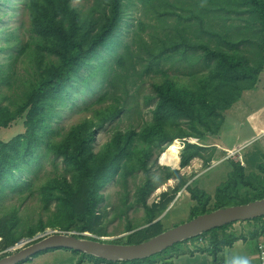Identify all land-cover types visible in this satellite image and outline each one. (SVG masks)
<instances>
[{
  "label": "trees",
  "instance_id": "obj_1",
  "mask_svg": "<svg viewBox=\"0 0 264 264\" xmlns=\"http://www.w3.org/2000/svg\"><path fill=\"white\" fill-rule=\"evenodd\" d=\"M21 1L28 14L33 44L26 45L29 47V65L26 69L29 76L21 79L20 92L8 104L0 103V127L10 126L24 115L25 129L8 140L0 139V198L8 187L20 188V192L28 189L38 175L43 155L52 153L61 157L65 168L60 174L45 177L37 189L44 210H50V205L55 201V209L46 216L40 214L34 222L25 225L24 230L19 226L20 219L15 208L0 216V257L18 241L47 229L76 231L87 237L91 236L83 233L88 231L98 236L104 235L103 213L99 207L104 200L102 189L111 179L118 176L125 180L139 169L144 170L145 177L137 188L135 200L145 208L143 225L146 226L135 229L130 223L127 229L135 230L128 234L127 239H110L111 242L138 243L165 230L164 222L184 192H188L193 200L188 212L189 219L219 207L264 197V161H255L258 173H247L245 166L236 161L227 179L216 186L213 195L180 178L173 188L157 195L151 204L147 203L148 196L159 182L178 174L177 169L166 167L161 176H153L149 158L155 152V145L166 143L160 147L158 155L176 138L203 139L207 133H217L230 108L245 91L255 88L264 70V0H205L209 7L202 4L204 0H195L194 7L189 8V11L201 30L214 39V46L207 40L189 45L186 38L181 43L171 45H179L177 51L183 56L190 49H201L206 66L209 67L207 72H198L200 76L191 86L178 82L167 71H162L163 77L152 84L153 97L157 99L151 110L152 118L140 130L134 127L116 129L110 140L97 151L94 147L97 130L120 115L123 107L118 104L94 109L91 116L76 122L57 140L47 137L48 129L62 91L78 77L83 68L101 55L100 50L108 45L119 30L126 14L124 0H92L84 12L73 4V0ZM139 1L145 13L152 9L161 19L167 14H177V5L172 0ZM218 10L236 12L243 23L235 32L229 28L218 31L212 23ZM143 24L139 20V25ZM205 24L210 28L207 29ZM12 40V33H8L5 45H0V53L7 52L6 63L0 64V86L11 85L14 64L18 58V55H14ZM159 47V54L164 51L167 57L166 44ZM23 48L19 47V52ZM126 48L129 49L128 44ZM119 57L126 59L123 53ZM104 68L101 67V70L104 71ZM44 143L45 149H41ZM202 150L203 145L186 140L180 152L181 166H187L195 157L211 161L212 157L205 156ZM241 186L248 188H244V194L239 189ZM212 199L213 206L208 207ZM165 210L163 217L154 221ZM245 221L258 224L251 233L254 240L264 232V215ZM233 224L231 222L212 228L142 259L110 261L70 250L82 257L110 264H150L157 256L169 251L178 253L186 243L202 239L205 246L203 250L212 255L216 263L217 253L245 236L231 230ZM213 261L211 264H214Z\"/></svg>",
  "mask_w": 264,
  "mask_h": 264
},
{
  "label": "rangeland",
  "instance_id": "obj_2",
  "mask_svg": "<svg viewBox=\"0 0 264 264\" xmlns=\"http://www.w3.org/2000/svg\"><path fill=\"white\" fill-rule=\"evenodd\" d=\"M172 1L177 5L175 8L177 14H167L161 19L159 14L152 9L145 13L139 0H124L126 14H124L119 30L111 38L108 45L100 50L101 55L94 59L90 65L83 68L78 77L62 91L59 100L55 104V115L52 118L47 137L57 140L76 122L86 116H91L94 109L104 108L112 103L118 104L123 107L120 115L107 121L97 130L94 142L95 151H97L110 140L116 129L125 130L134 127L136 130H140L152 118L151 110L157 100L153 97L152 84L163 77L162 71H167L168 75L178 82L191 86L196 82L201 71L207 72L209 67L206 66L207 62L204 61L201 49H190L187 55L183 56L177 51L180 48L179 45H171V43H181L184 41L183 38H186V40H189V45L207 40L214 46V39L212 40L208 33L201 30L199 23L196 24L195 18L189 11V8L194 7L195 0ZM91 2L92 0H73V4L77 5L83 12L87 10ZM202 4L209 7L205 0ZM214 17L212 19L213 28L218 31L229 28L235 32V29L243 23L234 11L227 13L226 10L223 12L218 10L215 12ZM139 20L144 22L142 26L139 25ZM205 26L207 29L210 28L207 24ZM8 33H12L13 52L14 55H18V58L14 64V72L10 80L11 85L2 84L0 86V103L2 104H8L9 100L20 92L21 79L29 76V72L26 71L29 65L27 57L29 47L26 45L30 44L32 46L33 44L28 14L21 0H0V45H5V36ZM126 44L129 45V51ZM165 44L167 46L165 48L167 57H165L164 51L163 54H159V46ZM21 46H24V48L19 52ZM122 53L125 55V60L119 57ZM6 54V50L0 53V64L6 63ZM153 56H156V58ZM101 67H105L104 71L101 70ZM192 73L196 75V78L192 76ZM263 101V90L255 87L245 91L241 99L232 106L241 105L240 107H244V109L233 111L236 118L244 122V128L242 129L244 137L248 136L249 127L245 119L246 112L252 107L259 106ZM229 112V115L228 113L225 114L226 120L217 133H207L203 139L180 138L184 143L188 140L191 143L203 145V154L212 157V160L207 162L202 157H195L187 166L177 168V175L159 182V185L150 193L147 199L148 204H151L160 193L173 188L180 178L185 179L187 184L202 188L213 195L216 186L227 179L228 172L234 168L233 164L236 161H240L245 166L247 173L250 171L259 172L254 163L255 161H264L262 157L264 150L259 145L261 143L252 141L251 144L243 143L241 146L232 147V142L236 141L238 143L234 137L239 134V131L237 128L230 130L231 122L229 118L232 114L231 111ZM24 119L25 116L23 115L10 126L0 127V139L8 140L23 132L25 129ZM183 125H186V123ZM226 141L230 142V147L222 149L220 145L226 144ZM216 142H220V145L215 144ZM45 145L44 143L41 149H45ZM162 145H155V152L149 158L150 171L156 178L164 173L166 167L175 169L168 164L158 162L157 153ZM40 162L41 167L38 175L28 189H23L20 192V188L12 189L8 187L0 198V207H2L0 216L4 215L9 209L15 208L20 219L19 226L22 230L26 228L25 225L28 223L34 222L40 214L46 216L47 213L55 209L54 201L50 205V210H44L39 202L37 189L45 177H53L63 172L65 164L61 157L52 153L43 155ZM32 176L34 177V175ZM144 177V170L139 169L125 180L118 176L111 179L102 189L104 200L99 204L103 213L104 235L98 236L91 232L89 234V231L84 233L125 241L129 233L144 226L145 208L135 200L137 188ZM244 188L248 189L242 186L239 188L242 194L245 193ZM181 191L177 193V197ZM192 202L189 193L184 192L176 206H174V210L164 222L166 229L189 219L188 212ZM211 206H213V199L208 203V207ZM130 223L135 227L134 230L129 231L127 229ZM250 225L255 226L254 230L258 227V224L253 222H234L230 229L238 234L245 235L239 238L241 243L244 241L251 243L254 241L251 238V233L254 230L251 229ZM246 228H248L247 232L245 231ZM243 239L245 240L242 241ZM202 243L203 240L188 242L178 253L177 251H169L163 256L154 258L150 264H175L178 258L198 259V255L205 252L203 250L205 246ZM50 251H54V249L41 251L22 264H31L33 263L32 260L43 259V255H47L45 253ZM68 252L75 253L70 249H68ZM1 253L2 250L0 249ZM50 253L52 254V252ZM43 262L46 263L47 261L44 260ZM183 262L186 261L183 260Z\"/></svg>",
  "mask_w": 264,
  "mask_h": 264
},
{
  "label": "water",
  "instance_id": "obj_3",
  "mask_svg": "<svg viewBox=\"0 0 264 264\" xmlns=\"http://www.w3.org/2000/svg\"><path fill=\"white\" fill-rule=\"evenodd\" d=\"M165 213L166 211L161 216ZM262 215H264V197L198 214L138 243L111 242L109 238H100L88 233L84 235L91 237L81 236L76 231L47 229L33 237L25 238L26 242L19 246L21 240L7 248L5 250L7 253L0 257V264L24 262L41 251L55 248L72 249L110 261L142 259L157 254L175 243L199 236L212 228Z\"/></svg>",
  "mask_w": 264,
  "mask_h": 264
},
{
  "label": "crops",
  "instance_id": "obj_4",
  "mask_svg": "<svg viewBox=\"0 0 264 264\" xmlns=\"http://www.w3.org/2000/svg\"><path fill=\"white\" fill-rule=\"evenodd\" d=\"M256 89L259 87L263 90L264 93V70L260 73L258 82L255 85ZM235 105V104H234ZM233 105V106H234ZM241 105H237L236 107H231L229 111H231L230 116V130L231 129H238L239 134L234 137L236 141L232 142V147H237V145L241 146L243 143H252L255 141L260 142L262 149L264 150V101L256 107H252L248 112H246V122H248V131L246 137L243 136L242 129L244 128V122L239 121L236 118L234 112L236 110L244 109V107H240ZM234 111V112H233ZM230 113V112H229ZM228 113V115H229ZM232 117V118H231ZM226 120V119H225ZM220 142H216L215 144L220 145ZM226 144H221L220 147L222 149H228L230 146V142H225ZM237 143V144H236ZM236 144V145H235ZM240 222V221H238ZM246 222V221H243ZM251 229L254 230L255 226L250 225ZM250 229V230H251ZM249 230V231H250ZM248 231V228L245 229ZM249 238V237H248ZM247 238V239H248ZM260 236L255 239L253 242L249 243V241H244L241 243V239L234 242V244L230 246H225L222 251L217 253V261L216 263L213 261L212 255L207 252L198 255V259L188 258V259H176L177 261L175 264H211L213 261L214 264H258L257 259V244ZM246 239V240H247ZM192 248V247H191ZM192 250H194L192 248ZM52 252V254L50 253ZM43 255V259L32 260L33 263L31 264H110L103 261H96L89 257H82L75 253H69L68 249H54V251H50ZM201 256V258H199ZM203 256V257H202ZM46 260L47 262L44 263L43 261ZM183 260L186 262L184 263Z\"/></svg>",
  "mask_w": 264,
  "mask_h": 264
},
{
  "label": "bare ground",
  "instance_id": "obj_5",
  "mask_svg": "<svg viewBox=\"0 0 264 264\" xmlns=\"http://www.w3.org/2000/svg\"><path fill=\"white\" fill-rule=\"evenodd\" d=\"M264 114V113H263ZM184 142L180 138L174 139L170 144L166 145V147L158 154L157 159L160 164H168L173 168L177 169L181 167L180 164V152L184 147ZM26 240L22 239L20 243H25Z\"/></svg>",
  "mask_w": 264,
  "mask_h": 264
},
{
  "label": "built area",
  "instance_id": "obj_6",
  "mask_svg": "<svg viewBox=\"0 0 264 264\" xmlns=\"http://www.w3.org/2000/svg\"><path fill=\"white\" fill-rule=\"evenodd\" d=\"M83 234H85V233H83ZM100 238H102V237H100ZM109 239H112V238L110 237ZM200 240H202V239H200ZM256 256L258 259V264H264V232L260 235V238L258 240Z\"/></svg>",
  "mask_w": 264,
  "mask_h": 264
},
{
  "label": "flooded vegetation",
  "instance_id": "obj_7",
  "mask_svg": "<svg viewBox=\"0 0 264 264\" xmlns=\"http://www.w3.org/2000/svg\"><path fill=\"white\" fill-rule=\"evenodd\" d=\"M158 156V155H157ZM165 166H168V165H165Z\"/></svg>",
  "mask_w": 264,
  "mask_h": 264
}]
</instances>
